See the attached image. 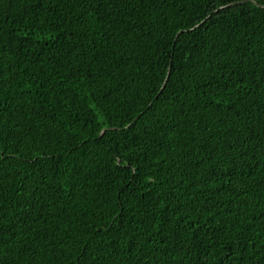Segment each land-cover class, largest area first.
I'll use <instances>...</instances> for the list:
<instances>
[{"label": "trees", "instance_id": "1", "mask_svg": "<svg viewBox=\"0 0 264 264\" xmlns=\"http://www.w3.org/2000/svg\"><path fill=\"white\" fill-rule=\"evenodd\" d=\"M0 155V264H264V0H0Z\"/></svg>", "mask_w": 264, "mask_h": 264}, {"label": "snow or ice", "instance_id": "2", "mask_svg": "<svg viewBox=\"0 0 264 264\" xmlns=\"http://www.w3.org/2000/svg\"><path fill=\"white\" fill-rule=\"evenodd\" d=\"M209 67H211V65H209ZM202 75H203V73H202ZM205 78H207V77H205ZM169 80H171V77H169ZM240 82H242V80H241V81H238L237 83H240ZM207 86H208V87H211V82H209V84H208ZM163 87H164V89H165V91H166V90H167V85H165V86H163ZM2 158H4V157H3L2 155H0V159H2ZM41 158H42V157H41ZM153 182H155V181H153ZM113 227H114V226H113ZM102 232H103V229L98 230V234H99V235H102ZM90 247H91V246H90ZM97 252H98V249H96V248H93L91 252H89V251H87V250H83V251L81 252V254H80L79 260H80L81 262H84V261L88 260V258H89L90 256L92 257V259H96V258H97ZM254 254H256V253H254ZM108 255H111V253L109 252ZM256 255L264 256V252L258 253V254H256ZM103 256H104V253L101 252V253H100V257L103 258Z\"/></svg>", "mask_w": 264, "mask_h": 264}]
</instances>
